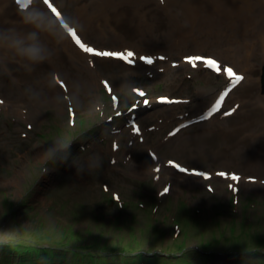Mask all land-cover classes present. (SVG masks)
<instances>
[{
  "label": "rangeland",
  "instance_id": "obj_1",
  "mask_svg": "<svg viewBox=\"0 0 264 264\" xmlns=\"http://www.w3.org/2000/svg\"><path fill=\"white\" fill-rule=\"evenodd\" d=\"M140 1L147 2L141 10V20L145 21L146 25L135 24L121 12H106L104 18L95 19L94 26L100 32H88L92 35L91 40H87L86 36L85 38L94 46H97V41H101L104 44L103 49L109 51L131 50L140 56H149L154 60L150 66L143 65V61L137 63L135 60L134 64L129 65L115 58L93 57L95 54L88 57L90 55L83 52L86 56L76 61L75 68L66 60L54 59L55 48L52 42L40 34L39 42L50 53L49 59L43 63L29 65L5 47L4 53L8 58L5 75L9 84L7 89L0 85V98L6 100L5 104L0 103V242L8 239L13 241L12 245L15 247H49L47 252L38 253V256L45 257L48 263V260L64 256L58 258V262H67L68 258H71L67 264L80 261L86 264L88 259L91 264H99L102 262L95 256L97 253L110 262L122 260L125 256H105V252L99 249L98 252L92 253L90 258L83 260L85 253L93 251L94 248L92 245H89L92 246L90 248L84 247L87 246L86 242L91 244L98 240L101 244L114 241L117 244L126 243L134 234L141 242L143 250H148L147 247L150 246L157 247L159 251L162 248L173 249L181 243V239L186 238L182 242L188 245L190 252L187 253L196 261L194 264H264V249L253 255L251 253L255 252H245L242 256L218 255L211 258L197 256L199 251L194 249L198 244L203 251L216 252L215 245L222 240L218 247L224 250L230 247L246 250L253 247L237 244L230 246L233 243L230 241H235L238 236V239L247 244L252 237L256 238V233L252 230L255 226L245 220L254 219L259 227H264V185L255 186L261 180L249 178L251 183L239 182L235 185L227 178L205 181L202 176H198L194 180L174 170L169 162L165 165L167 160L172 159L210 172L226 169L243 173L240 169L231 168L227 162L222 163L229 156L219 159L215 155V142L222 138L217 135L215 129H235L242 113L258 110V107L253 105L251 88L244 85L237 89L221 114L197 124L186 125L192 118L205 113L227 85V81L220 75H205L200 69L193 70L188 62L181 67H172L171 63H179L187 55L217 57L224 65H233L245 72L250 79L253 77L257 80L254 93L258 92L257 94L264 98L261 87L264 18H260L259 24L248 26L249 30L242 37L236 36L233 28L222 20L214 26L207 22L201 23L200 20H206L210 14V8L203 9L202 18L196 23L190 19L177 18L180 26L185 27L172 28L168 26L169 19L164 16L160 18L158 14L167 9H170L167 12L175 13V5L170 4L169 7L164 0ZM53 2L54 5L64 8L66 16L75 24V13L79 17L77 9L87 8L92 0H78L79 3L76 4L72 0ZM262 2L264 3V0ZM45 4L46 0H37L33 7L46 12ZM15 5L13 0L9 1L12 11L11 15L8 11L7 18L0 12V32L3 26L7 29L11 27L19 36L26 37L33 29L19 22ZM261 6L264 7V4ZM253 7L258 6L254 4ZM254 11H257L258 15L264 14L259 7ZM140 25H143V28H140ZM174 28L177 29L173 30ZM181 33L185 35L181 37ZM202 36L209 38H201ZM207 40H218L219 44L200 47V43ZM239 47L243 50L242 54L252 55L249 65L243 62L238 64L224 54L234 53L233 50ZM161 57L163 59H160ZM193 71H197L192 73L194 83H188L189 79L185 77ZM52 73H58L57 77L64 82L65 88H61L57 80L53 79ZM102 87L108 88L109 92H116L122 99L123 110L119 113L120 119H116L114 123L108 122L113 111L107 98L102 95ZM140 92L145 95L141 97L138 95ZM159 95L182 98L185 103L166 107L153 105L152 109H145L144 114L136 118L141 124L139 132L135 131V127L134 130L129 127L128 108L135 107L137 98L141 100L140 106L143 107L144 98H152L149 103H154V99ZM70 108L75 115L78 114L79 119H84L83 124L78 122L68 127ZM229 112L232 114L226 115ZM50 125L52 129L49 130ZM93 125L94 128L86 133L84 129ZM177 127L181 128L174 132ZM95 130H98L99 134L89 137V133ZM202 137L206 142L200 146ZM71 139L73 142L69 143ZM239 145L244 152L249 149L250 141L242 140ZM150 150L163 158L162 163L160 162L162 171L158 172L159 175L162 173L161 178L155 176V171L151 168L155 163H151ZM179 150L183 152L180 153ZM233 150H236V147ZM191 151L195 153L192 161L183 162V158L189 156ZM164 165L166 170L163 169ZM248 176L256 175L249 173ZM166 184L168 187H165ZM165 189L167 191L162 194ZM112 194L127 201L124 215L132 214L133 218H118L120 216L117 214L115 203L111 201ZM4 199L17 205L28 199L30 203H26L23 208L34 207L36 212L32 213L35 216H21L18 224L13 222L4 215L8 210L2 206ZM183 204L195 214L196 220L184 219L186 227L179 222L181 239L174 241L171 229L166 227L163 230V227L178 217L180 206ZM161 212L165 214L168 222L165 217L157 218ZM41 214L44 215L43 219L39 217ZM41 220L45 221V227L57 224L66 230L81 231L80 236L86 241L72 240L68 244L64 241L66 245L62 244L61 250H55V243L50 236L39 233L22 235L21 231L24 229H37ZM129 223H132L136 231L129 229ZM145 227L151 235L140 232ZM88 229L97 236L96 240ZM155 231L161 232L157 235ZM10 236L13 238L10 239ZM226 240L228 241L224 242ZM186 248L182 246L169 252L173 251L176 256H188L185 253ZM109 250L106 249V252ZM162 251L167 252L166 249L159 252ZM5 252L8 255L9 252ZM18 253L20 258L25 256V252ZM53 253L57 255L54 256ZM13 256L10 254L7 258ZM173 256L161 260L163 256L151 255L146 258L142 255L139 259H142L143 264H175L176 258ZM240 257L241 262H237ZM0 260H3L0 264H7L5 259ZM39 260V264H45L41 258ZM181 260L183 258L179 259ZM123 264H139V261L135 258L132 263L125 261Z\"/></svg>",
  "mask_w": 264,
  "mask_h": 264
},
{
  "label": "bare ground",
  "instance_id": "obj_2",
  "mask_svg": "<svg viewBox=\"0 0 264 264\" xmlns=\"http://www.w3.org/2000/svg\"><path fill=\"white\" fill-rule=\"evenodd\" d=\"M10 0H0V12H3L4 18L6 17L8 11L11 15V9L9 6ZM75 3H79L78 0H72ZM170 4L175 5V13H170V9H167L164 13L161 12L158 14L160 18L163 16L166 19H169L168 26L183 29L185 26H180L178 19H190L195 23L202 18L203 9H209V13L206 20H200L201 23H209L211 26H214L219 20H222L225 23H228L232 28L236 36L242 37L247 30V27L254 24H259L260 18H264L263 15H258L257 11H254L256 8H260L261 12H264V7L261 4H264L262 0H164ZM256 4L258 7H253ZM147 5V2H141L140 0H92L91 4L87 8L77 9V14L80 17V20L83 24L80 23L84 33L92 32L99 33V29L96 28L95 19L104 18L106 12L119 14L120 12L134 21L135 24H145L146 22L141 20V10L144 6ZM161 5V3L159 4ZM200 5V7H199ZM161 9V8H160ZM124 11V12H122ZM76 14V13H75ZM8 17V16H7ZM6 17V18H7ZM1 19V18H0ZM2 21V20H0ZM140 28H143V25H140ZM177 28H174L175 30ZM6 28L2 29V32ZM181 37L185 34L181 33ZM40 36L52 42L54 46V59L59 61L66 60L68 64L76 67V64L80 58H84L82 51L75 45L72 41L69 34L64 35L63 32L56 30L55 38L47 35L46 33H40ZM201 38L208 39L207 36H202ZM83 39H85L83 37ZM184 39V38H183ZM117 42V40H115ZM264 42V38H262ZM219 44L218 40H209L200 43V47L210 46L212 44ZM104 44L101 41L97 42V50H106L103 49ZM6 46H0V85L3 89L8 88L9 80L6 78L5 71L8 59L4 54V49ZM234 49V48H233ZM234 53H226V57L235 60L238 64L250 63L252 60V55L242 54L243 50L241 47L233 50ZM139 54H137L138 56ZM198 56V55H196ZM60 63L58 62L57 65ZM200 65V64H199ZM240 74L245 77V85L251 88L250 95L255 98L253 105L260 107L256 112H246L242 113L239 120L237 121L238 127L234 130H222L219 128L215 129V132L218 133V136H223L215 142L214 150L217 152L215 155L219 159L229 156L225 162L230 164L231 168L240 169L243 172V175L248 173H253L256 176L264 177V99L259 98L260 96L257 93H254L257 87V80L251 79L249 76H245L243 71H240ZM239 74V75H240ZM242 81V83L244 82ZM241 83V84H242ZM240 84V85H241ZM239 85V86H240ZM238 86V87H239ZM237 87V88H238ZM231 96V94H230ZM229 96V97H230ZM246 106V105H245ZM226 135V136H224ZM216 136V135H215ZM246 137V139H244ZM242 140H249L250 147L246 151H242L241 146L239 145ZM206 140L204 137L200 138V146L205 143ZM227 143H237L232 146H227ZM190 145V144H189ZM236 147V150H233ZM179 152H183L179 150ZM195 156L193 151L190 152L189 156L183 158V162H191L192 157ZM158 161H162V158L159 156ZM234 162V163H233ZM233 163V164H232ZM246 177L243 176L244 180ZM194 179V178H193ZM196 180V179H194ZM135 254V253H134Z\"/></svg>",
  "mask_w": 264,
  "mask_h": 264
},
{
  "label": "clouds",
  "instance_id": "obj_3",
  "mask_svg": "<svg viewBox=\"0 0 264 264\" xmlns=\"http://www.w3.org/2000/svg\"><path fill=\"white\" fill-rule=\"evenodd\" d=\"M13 3H15V0H13ZM17 14L19 22L33 30L26 37H21L13 28L9 27L5 31L0 32V46H7L16 56L29 65L43 63L50 57L46 47L39 42L38 34L46 33L55 38L57 29L63 32L65 36H67V29L77 31L70 22V18L64 17L63 13H61L62 19L57 20L50 13L30 5L25 9V14H21L19 10ZM57 75L58 73H52L53 79Z\"/></svg>",
  "mask_w": 264,
  "mask_h": 264
},
{
  "label": "snow or ice",
  "instance_id": "obj_4",
  "mask_svg": "<svg viewBox=\"0 0 264 264\" xmlns=\"http://www.w3.org/2000/svg\"><path fill=\"white\" fill-rule=\"evenodd\" d=\"M21 2V0H20ZM28 3V0H23V3L24 5H27ZM53 3V2H52ZM69 31L73 34H76L75 33V30H72V29H69ZM78 35V34H76ZM75 44L86 54H88V52L85 50V47L87 46L85 43L82 42V40H78V41H75ZM89 47V46H87ZM89 48H93V47H89ZM97 52L99 53H107V55H96V56H93V57H101V58H115L119 61H123V62H126L128 63L129 65H132L135 61V53L131 50H128V51H109V50H97L95 49ZM127 58V59H125ZM139 59L141 61H143L145 64L147 65H152L154 63V60L153 58L149 57V56H140ZM160 59H163L162 57ZM197 61H201L206 67H208V64H211L213 66H218L220 68V64L215 60V59H212V58H203V57H200V56H193V57H190L188 59V63L192 65V67H196V62ZM207 62V64L205 63ZM209 68V67H208ZM227 73H228V76H230L232 79H231V85H232V88H235L238 84H240V82H242L245 77L242 76V75H239V74H236L234 72V70L231 68V67H228L227 69ZM139 95L141 97H143L145 95V93L143 92H140ZM228 95V92H224L222 95L219 96V99H217L215 101V103L213 104V106H211L210 110H208V112L206 113V115H204L203 117H201L202 120H207L209 117H211L214 113H217L221 110V106H222V103L224 102L225 100V97ZM162 102H168V101H162ZM143 103L145 105H147L149 103V101H147L146 99L143 101ZM233 111H235V109H233ZM232 113L229 112V113H226V115H231ZM183 127V125L181 126ZM137 131H139L137 129ZM177 131H179V129H177ZM203 176V174H201ZM218 175H220L221 177H226L227 174L226 173H218ZM203 178H206V179H210V177H206L204 176ZM239 179H242V178H239ZM165 191H167V189H165Z\"/></svg>",
  "mask_w": 264,
  "mask_h": 264
}]
</instances>
